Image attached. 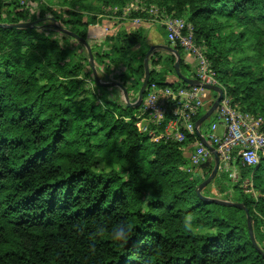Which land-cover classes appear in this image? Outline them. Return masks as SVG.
Segmentation results:
<instances>
[{
  "label": "trees",
  "instance_id": "obj_1",
  "mask_svg": "<svg viewBox=\"0 0 264 264\" xmlns=\"http://www.w3.org/2000/svg\"><path fill=\"white\" fill-rule=\"evenodd\" d=\"M24 1L0 0V264H264V160L242 165L235 151L238 180L218 169L200 192L241 204L252 242L243 208L197 194L214 160L190 165L196 134L180 127L182 141H152L163 123L139 132L142 102L127 106L118 88L98 86L83 45L48 25L85 40L101 79L123 85L134 102L149 49L144 23L166 38L160 19H183L232 103L264 119V0ZM132 5L158 16L130 11L121 19L138 26L113 30L105 9ZM19 23L32 25L9 27ZM96 30L102 35L93 38ZM166 45L179 54L181 74L197 78L182 49ZM174 63L169 52L151 53L143 99L151 84L190 87L167 81ZM120 223L131 230L124 242L111 237Z\"/></svg>",
  "mask_w": 264,
  "mask_h": 264
},
{
  "label": "built area",
  "instance_id": "obj_2",
  "mask_svg": "<svg viewBox=\"0 0 264 264\" xmlns=\"http://www.w3.org/2000/svg\"><path fill=\"white\" fill-rule=\"evenodd\" d=\"M137 10L145 11L155 18L158 16L154 7L149 9L137 5L126 7L128 14L130 11ZM132 22L138 24L140 20L134 19ZM159 22L164 27L166 40L172 46L178 45L185 54L195 61L197 77L195 80L201 84L221 87L215 71L205 56L203 47L194 41L192 27L179 18H165L160 19ZM209 93L211 94V91L200 87L160 88L151 84L147 89L146 97L142 100L147 117H141L135 126L139 132L145 133L150 125L159 127L163 123V130L158 131V134L152 137V141L157 142L163 137L182 141L184 137L178 131L179 128L182 127L188 134H196L194 121L198 114L203 109L205 110L206 102L211 101ZM167 114L170 117H166ZM210 118L212 120L205 134H201L217 153L218 169L225 172L231 181L236 182L238 174L235 169H232L231 164L235 151L242 165L254 166L261 159L264 160V119L260 115L241 112L224 90L218 107ZM219 127H222L220 134L217 133ZM150 134H152L151 131ZM210 158L211 153L199 140L196 141L190 154V165L193 168H198ZM248 184L247 181L244 182L243 188L247 189V186H251ZM246 192H251V190H246Z\"/></svg>",
  "mask_w": 264,
  "mask_h": 264
},
{
  "label": "water",
  "instance_id": "obj_3",
  "mask_svg": "<svg viewBox=\"0 0 264 264\" xmlns=\"http://www.w3.org/2000/svg\"><path fill=\"white\" fill-rule=\"evenodd\" d=\"M32 25V23H19V24H15V25H11L9 27H30ZM55 28H57L60 32L69 35L75 39H77L85 48L87 55H88V64L90 66V69L93 73V78L95 83L98 86H102V87H115L118 88L121 92L122 95V101L124 102V104H126L127 106H132V107H137L141 104L142 100H143V96L144 93L146 91L147 88V84L149 81V66H148V59L149 56L151 55V53H153L155 50H162V51H166L169 52L171 54H173L175 56V63H174V71L175 74L177 76V78L179 80H181L182 82H184L185 84H187L188 86H192V87H200L202 89L214 92L216 95V98L214 99L213 103L211 104V106L204 112V114L195 122V128H196V136L198 137L199 141L201 144H203V146L212 154L213 160H214V167L212 169L211 174L201 183L199 184V186L196 189L197 194L201 197L200 192L202 190L203 187L207 186L216 176L217 172H218V166H219V160H218V156L216 151L214 150V148L209 145L207 143V141L205 140V138L203 137V135L200 132V128L201 126L212 116V114L215 112L216 108L218 107V104L223 96V90L221 87L218 86H211V85H206V84H201L199 83L197 80L195 79H191V78H186L185 76H183L180 72L179 66H180V56L179 54L176 52V50H174V48L166 46V45H152L149 47L145 57H144V61H143V65H144V78H143V82L142 85L139 89L137 98L134 102H130L127 96V91L125 89V87L123 85H121L120 83L117 82H100L97 79V75H96V68L94 65V61H93V55L91 52V48L89 46V44L77 37L75 34L69 32L68 30L58 26L57 24L53 25ZM204 201H208V202H214L217 204H221V205H228V206H233V207H237V208H243V206L241 204H237V203H232V202H228V201H223V200H219V199H210V198H204L201 197ZM245 210L246 216H247V222H248V228L250 231V235H251V227H250V218L248 216V211L243 208ZM251 240L253 241V237L251 235Z\"/></svg>",
  "mask_w": 264,
  "mask_h": 264
},
{
  "label": "crops",
  "instance_id": "obj_4",
  "mask_svg": "<svg viewBox=\"0 0 264 264\" xmlns=\"http://www.w3.org/2000/svg\"><path fill=\"white\" fill-rule=\"evenodd\" d=\"M115 22V21H114ZM140 25V24H139ZM115 26V27H114ZM114 26L112 27L113 30H119V29H125V30H130L133 27L136 28L138 26V24L133 25L132 23H118L115 22ZM143 28L146 31V40L144 41V44L148 45V48L152 45H166V38L161 37V35H159V33H157L158 30V25L152 24V23H144ZM99 32H101L100 30H96L94 31V33L91 35L93 38L97 37V36H101V34H98ZM158 51H162V50H155L154 52H158ZM163 52V51H162ZM184 60L186 61V64H189L191 66V68H193V71H195V61L193 60L192 57H190L189 55L185 54L183 55ZM177 78V76H168L167 81L168 82H173L175 81Z\"/></svg>",
  "mask_w": 264,
  "mask_h": 264
},
{
  "label": "rangeland",
  "instance_id": "obj_5",
  "mask_svg": "<svg viewBox=\"0 0 264 264\" xmlns=\"http://www.w3.org/2000/svg\"><path fill=\"white\" fill-rule=\"evenodd\" d=\"M59 2H60V0H53V4L55 5V6H58V4H59ZM24 4H26V1H24V0H21V2H20V5L21 6H23ZM35 5V4H34ZM105 12H106V16H105V18L106 19H110L111 21H115V22H121V23H127L126 21H124L125 19H124V17H126L127 15H128V12L126 11V8L124 9V10H122V12L121 13H119L118 12V8H106L105 9ZM119 13V14H118ZM117 17V18H116ZM120 18V19H119ZM121 18H123V19H121ZM122 20V21H121ZM54 24H56V23H52V22H50L48 25L49 26H51V27H54L53 25ZM115 27V26H114ZM101 32H103L102 30H100ZM101 32H99L98 34H101ZM60 33V32H59ZM58 33V36L59 37H61L62 35H66V34H64V33H61V34H59ZM157 33H159V35H161V37H164V34H163V32H162V30H160V29H158L157 30ZM68 36V35H67ZM67 40H69V39H67ZM69 42H71V44H74L71 40L69 41ZM167 46V45H166ZM172 46V45H171ZM84 47V46H83ZM103 50H106V48H103ZM164 52V51H163ZM236 57H238V55H236L235 57H231V60H233V59H236ZM263 65H264V62H263ZM96 75H97V79H98V81H100V82H106L107 83V81H103V79H101V77H100V75H99V73L96 71ZM210 94V93H209ZM211 95V101L208 103V101L206 102V106H205V110L203 109L201 112H203V111H206L210 106H211V104L213 103V101H214V99L216 98V95L214 94V93H211L210 94ZM120 97L122 98V95H121V92H120ZM122 100V99H121ZM210 119L211 118H209L205 123H207L208 121H210ZM222 131V127H219V130H218V134H220V132ZM233 170L235 169V168H232ZM236 170V169H235ZM258 175H260V176H263L264 177V173H263V169H260V171H259V173H258ZM248 185H251L250 183L248 184ZM244 190H245V192H246V188H243ZM211 191H212V194H215V190L211 187ZM247 193H251V192H247Z\"/></svg>",
  "mask_w": 264,
  "mask_h": 264
},
{
  "label": "clouds",
  "instance_id": "obj_6",
  "mask_svg": "<svg viewBox=\"0 0 264 264\" xmlns=\"http://www.w3.org/2000/svg\"><path fill=\"white\" fill-rule=\"evenodd\" d=\"M192 221H193V217L191 214L185 215L184 220H183L184 227L190 230L192 227ZM130 235H131V230L124 223L117 224L116 226L112 228V231H111L112 239L118 242L126 241L130 237Z\"/></svg>",
  "mask_w": 264,
  "mask_h": 264
}]
</instances>
